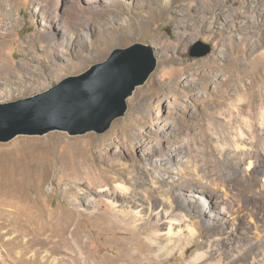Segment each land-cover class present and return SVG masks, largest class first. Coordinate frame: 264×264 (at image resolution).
Segmentation results:
<instances>
[{
  "label": "rangeland",
  "instance_id": "1",
  "mask_svg": "<svg viewBox=\"0 0 264 264\" xmlns=\"http://www.w3.org/2000/svg\"><path fill=\"white\" fill-rule=\"evenodd\" d=\"M136 42L152 47L157 66L107 131L0 140V264L17 258L28 238L34 246L20 264H183L215 229H204L184 254L155 256L149 239L157 228L168 235L158 217L175 200L162 195L164 179L194 169L228 179L242 155L210 130L213 103H226L228 117L251 119L256 136L241 143L264 157V0H0V105L44 94ZM196 44L212 50L191 57ZM116 136L121 143L110 147ZM75 153V177L61 179L70 171L63 160ZM252 199L264 207V191ZM192 213L200 214L195 205ZM255 232L254 257L245 251L234 264H264V231ZM137 244L149 247V260L134 256Z\"/></svg>",
  "mask_w": 264,
  "mask_h": 264
},
{
  "label": "bare ground",
  "instance_id": "2",
  "mask_svg": "<svg viewBox=\"0 0 264 264\" xmlns=\"http://www.w3.org/2000/svg\"><path fill=\"white\" fill-rule=\"evenodd\" d=\"M234 70L238 73L242 72L243 64L238 65L237 69L234 67ZM223 104L226 103L211 104L206 118L209 122L208 126L212 133L219 138L228 139L235 151L241 152L242 155L233 164L234 172L228 176V179H225L224 176H215L207 171H201L202 173H200L197 169H194L189 176L182 173L172 175L170 180L164 179L165 184L161 188L162 195L173 194L175 195V200L170 203V209H166L165 216L163 218L161 216L158 217L159 219H164L168 235L165 236L160 233L158 231L159 228H157L154 236L149 239V247L152 245L153 252L155 251V256L157 257H162L163 255V257H166V253L169 255L176 248L179 249L180 254H184L204 229H212V227L215 231L207 233V238L199 243L193 255L183 264H234L236 258L245 251L250 252L254 257V249L259 243V238L255 231L256 229L264 231V207L263 204L259 206L258 201H254L252 198H256L257 194L264 191V157H261L258 152L252 154L251 145L247 146L241 143L244 138L251 139V141L254 140L257 126L248 117L243 118L242 121L236 120L232 116L228 117L227 113H224L221 109ZM233 107L235 110L237 108L240 109L241 106H232V109ZM261 119L264 125V110L261 112ZM135 121L136 124H143L146 128L148 126L147 120L145 121L140 116H137ZM196 124L200 127L202 132L200 134L203 136L206 133L203 129L205 123L200 120ZM196 135L199 136V134ZM54 136H49L48 139H52ZM23 141L24 139H18L14 144L18 147ZM114 143L120 144L121 137H114L109 142L110 147ZM4 150L12 149L9 147ZM97 153L99 154V152ZM71 159L74 161L70 162ZM78 161H80V157L76 153L72 156H66L63 163L65 167H69L70 171L67 169L61 170L63 172L61 179L67 181L75 177L79 167L76 166ZM247 187L251 188L252 195L244 193ZM205 188H208V194ZM83 194L79 191L78 196L81 197ZM194 205L200 213L198 218L193 216L192 213ZM188 219H192V224H189L190 220ZM184 223L188 228L187 231L183 230ZM31 246H34L33 238L26 239V246L20 249L17 254L18 257L12 259L10 264L22 263L21 258H19L20 255ZM138 247L134 256L141 255L143 259L149 260L144 251L149 250V247L145 244H140ZM50 253H53V251L48 252L44 259H48ZM63 263L70 264L64 258L56 262V264ZM141 263L144 262L141 261Z\"/></svg>",
  "mask_w": 264,
  "mask_h": 264
},
{
  "label": "water",
  "instance_id": "3",
  "mask_svg": "<svg viewBox=\"0 0 264 264\" xmlns=\"http://www.w3.org/2000/svg\"><path fill=\"white\" fill-rule=\"evenodd\" d=\"M209 44H196L191 57L211 52ZM157 66L150 45L136 42L117 47L102 62L72 75L33 98L0 105L1 141L19 134H45L65 130L70 134L103 133L126 114L128 98L144 84Z\"/></svg>",
  "mask_w": 264,
  "mask_h": 264
}]
</instances>
